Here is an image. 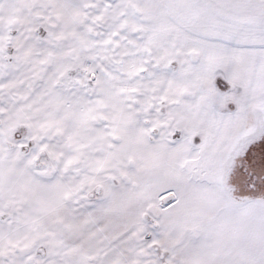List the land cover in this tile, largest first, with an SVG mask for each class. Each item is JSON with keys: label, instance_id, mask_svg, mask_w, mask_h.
<instances>
[{"label": "snow or ice", "instance_id": "1", "mask_svg": "<svg viewBox=\"0 0 264 264\" xmlns=\"http://www.w3.org/2000/svg\"><path fill=\"white\" fill-rule=\"evenodd\" d=\"M0 264H264V0H0Z\"/></svg>", "mask_w": 264, "mask_h": 264}]
</instances>
